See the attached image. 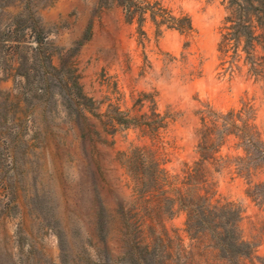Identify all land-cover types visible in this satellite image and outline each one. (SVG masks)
<instances>
[{"label": "rangeland", "instance_id": "1", "mask_svg": "<svg viewBox=\"0 0 264 264\" xmlns=\"http://www.w3.org/2000/svg\"><path fill=\"white\" fill-rule=\"evenodd\" d=\"M228 6L0 0V264H231L188 201L138 193L133 148L163 191L198 164V195L242 211L234 264H264V33L224 45Z\"/></svg>", "mask_w": 264, "mask_h": 264}, {"label": "trees", "instance_id": "2", "mask_svg": "<svg viewBox=\"0 0 264 264\" xmlns=\"http://www.w3.org/2000/svg\"><path fill=\"white\" fill-rule=\"evenodd\" d=\"M228 9L231 15L225 19L226 23L232 26L228 30H233L231 38L224 37V45L231 41H239L244 37L246 42L253 40V30L259 29L264 33V0H228ZM152 21H155V14L151 15ZM184 28H174L179 31H191V21L188 17L179 19ZM235 35V36H234ZM233 36V37H232ZM263 37V36H262ZM38 41L40 39H37ZM122 113L117 114L116 121L122 125H127L128 120L123 119ZM209 148L199 146L200 152L210 150ZM123 164L131 177L136 180L137 191L140 194L159 193L160 196L171 194L172 197L179 201H188L187 205H181L179 210L186 214V225L189 231L201 233L207 231L211 236L214 248L224 255L229 263L234 264V259L245 257L251 250V246L245 243L236 234V225L241 218L242 211L235 209L231 204L214 205L209 204L208 198L198 195L199 182L195 179L198 172V164L192 169L191 173L186 175L181 183V188H172L163 191L167 183V173L160 169V163L153 159V156L145 148H133L129 154H122ZM203 158V157H202ZM177 182V177L173 179ZM163 183V184H162ZM183 187V188H182ZM185 188V190H183ZM165 201H172L166 198ZM174 202V201H173ZM170 213V206L165 208Z\"/></svg>", "mask_w": 264, "mask_h": 264}]
</instances>
